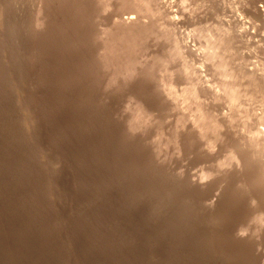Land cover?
Returning <instances> with one entry per match:
<instances>
[{
	"label": "rangeland",
	"instance_id": "obj_1",
	"mask_svg": "<svg viewBox=\"0 0 264 264\" xmlns=\"http://www.w3.org/2000/svg\"><path fill=\"white\" fill-rule=\"evenodd\" d=\"M142 1L0 0V264L264 263V0Z\"/></svg>",
	"mask_w": 264,
	"mask_h": 264
},
{
	"label": "bare ground",
	"instance_id": "obj_2",
	"mask_svg": "<svg viewBox=\"0 0 264 264\" xmlns=\"http://www.w3.org/2000/svg\"><path fill=\"white\" fill-rule=\"evenodd\" d=\"M141 2L142 3H145L144 1H142L141 0ZM133 3V2H132ZM137 3V2H136ZM154 3V2H153ZM141 4V3H140ZM148 4V3H147ZM149 5H150V7H149ZM149 5H147L146 6V9H152V6H151V4H149ZM138 6V5H137ZM140 7V6H139ZM137 11V10H136ZM141 11V10H140ZM152 14V13H151ZM132 17V16H131ZM127 20V19H126ZM142 20V19H141ZM128 21V20H127ZM134 21V20H133ZM141 24H143V23H141ZM134 28V27H133ZM135 30H136V28H135ZM141 30V29H140ZM138 31V30H137ZM139 32V31H138ZM133 33V32H132ZM135 33H137V32H135ZM141 34V33H140ZM124 35V34H123ZM130 35H132V34H130ZM123 37V36H122ZM124 38V37H123ZM127 38V37H126ZM133 40V39H132ZM123 42V41H122ZM136 44V43H135ZM134 45V44H133ZM140 45V44H139ZM116 47V46H115ZM133 48V47H132ZM113 50V49H112ZM181 55L182 53H181V50H180V47L178 46V45H176V48H175V56L176 55ZM193 85V84H192ZM194 88V90H195V88L196 87H193ZM193 88L191 87V85L189 86V87H187L186 88V92L187 91H190V90H193ZM197 90H198V88H197ZM198 93V92H197ZM191 95V94H190ZM198 98H199V96H198ZM201 102H202V100H201ZM203 103V102H202ZM204 107V106H203ZM197 110V109H196ZM200 110V109H199ZM200 121H201V127H200V135L202 134V133H209L210 131H213V133H215V134H219V132L221 131L220 129H221V124H220V121L218 120V118L213 114V113H211V112H207V110H202L201 109V112H200ZM223 121V120H222ZM222 123V122H221ZM177 133V132H176ZM219 135H221V134H219ZM216 136V135H215ZM214 136V137H215ZM218 139V138H217ZM212 141V140H211ZM210 141V142H211ZM215 141L216 140H213L210 144L208 143V145L207 146H210V147H213L214 145H215ZM255 148V147H254ZM208 149H211V148H208ZM251 152V151H250ZM254 152V151H253ZM259 152L260 151H258V152H255V154L254 155H252V156H250V158L249 157H247V158H249L250 159V161H249V164H252L253 165V163H256V161H257V157H258V154H259ZM248 154V153H247ZM250 155V154H249ZM247 160V159H246ZM257 167V166H256ZM260 169V168H259ZM258 171H260V170H258ZM258 171H256V172H258ZM260 173V178H261V182H264V172L263 171H261V172H259ZM257 179H259V178H257ZM264 188V187H263ZM44 244V243H43ZM247 244V241H246V238L245 237H240V241L238 242V245H240V246H245ZM251 258V257H250ZM132 261V260H131ZM77 262V261H76ZM76 262H75V264H76ZM262 264H264V263H262Z\"/></svg>",
	"mask_w": 264,
	"mask_h": 264
}]
</instances>
